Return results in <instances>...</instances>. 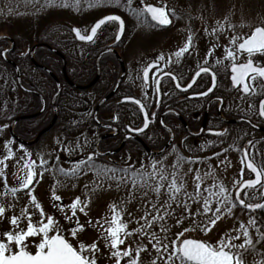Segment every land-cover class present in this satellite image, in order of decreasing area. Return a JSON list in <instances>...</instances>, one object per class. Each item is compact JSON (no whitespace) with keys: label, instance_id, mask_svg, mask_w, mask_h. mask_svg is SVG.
<instances>
[{"label":"flooded vegetation","instance_id":"af4514ba","mask_svg":"<svg viewBox=\"0 0 264 264\" xmlns=\"http://www.w3.org/2000/svg\"><path fill=\"white\" fill-rule=\"evenodd\" d=\"M159 1L157 3L155 0H149L144 7H165L171 23L168 26L156 24L150 15L144 12L143 21L148 29V42L171 32L179 23L176 15L170 12V5ZM100 13L96 20L80 16L79 21L75 23L68 24L65 21L62 30H58L56 25L47 27L51 28L60 49L55 51L65 57L69 80L72 82L70 76L73 74L87 78L93 76L89 84L97 79L95 85L88 90L78 91L79 97L72 96L68 90L65 91L55 74L61 71L64 81L69 85L64 74L65 63L49 51L62 61L61 70L54 57L46 58L48 68L42 66L51 73L46 72L56 85L47 84L30 89L25 87L28 91L19 86L17 91L15 88H8L9 91H16L13 97L19 100L0 101V161H3L0 163V172L4 174L0 176V207L5 209L0 216V240H3V234L10 230L26 229L28 216L23 214L21 207L23 204L28 205V198L31 200V196L36 198L39 170L48 171L54 168L64 171L65 166L90 168L94 164L96 168H111V171L125 173L140 160L148 166L150 157L159 158L174 150L177 156L184 159L183 162L187 161L190 166L205 168L217 162L212 166L214 171H227L224 183L228 185L227 196L230 203L225 210L226 214L232 216H225L224 230L227 234L224 238L238 236L239 239L233 240L232 243L239 245L245 241L244 232L247 231V238L252 240V245H246L245 249L231 250L242 254L244 264H264V208L252 209L245 206L264 203V179L254 187H244L242 183L255 179V173L247 167L249 162L258 170L264 168V116L259 115L261 103L264 102V78L257 77L253 81L249 77L248 83L255 85V90L245 93L242 85L235 84L231 79L233 60L227 57L226 49H214V39L205 34L195 37L190 32L185 44L191 37V46L179 58L175 54H127L133 48V42L127 41L130 30L127 16L115 7L104 8ZM108 15H116L123 20L124 33L119 40L117 37L120 25L113 21L102 26L92 41H78L74 29H79L81 35H89L94 24ZM45 30L44 28L41 32ZM176 31L179 33L178 29ZM252 33L253 30L249 36ZM197 41L200 54H194ZM231 50L235 53L234 62L237 65L247 63L249 56L246 51L238 50V45L236 49ZM106 51L108 53L103 54ZM37 52L38 50L35 54ZM160 56L164 59L159 60ZM251 59L254 65L264 66V54L256 53ZM154 64L158 67H151ZM35 67L38 68L36 65ZM202 67L210 69V73L201 72L197 77L195 74ZM146 70L147 80L144 77ZM211 73L215 74L214 81ZM193 80L195 83L188 87ZM57 81L60 86L59 95ZM177 83L180 87L176 86ZM97 85L99 89L94 90ZM104 90L108 91L100 97ZM114 91V95L100 105ZM204 92L207 94L200 95ZM25 94L30 96L31 100L23 103L20 99ZM126 97L139 100L145 106L149 125L141 134L133 133L135 129L143 127L141 110L138 105L126 102L129 100L125 99ZM29 117L32 118L18 121L20 118ZM27 122L30 124H25ZM52 123L54 126L51 130L36 141L39 134ZM71 130L75 132L72 137L69 136ZM30 136V140L26 139ZM70 138H94V144L89 152L70 159ZM103 138L104 140L98 142ZM123 143V148L114 153ZM150 151L163 153L155 155ZM9 152L12 153L10 157ZM29 166L35 173L33 183L28 188H21L20 181L27 175ZM17 197L23 199H18L19 205ZM241 199L245 204L240 203ZM228 208L231 209L230 212ZM239 213L247 216H234ZM12 216L21 218L18 227L10 223ZM42 217L31 215V222L37 225L40 221L46 222V218L51 216ZM252 220L255 224L250 223ZM79 224L84 225L85 232L95 226L92 218L88 219L87 223ZM236 230L239 232H235ZM59 231L67 239L63 229ZM55 234V231L49 233ZM85 238H79L81 243L86 244ZM39 240L40 236L29 238L26 241V250L35 254ZM11 247L13 251L17 250L14 244ZM73 247L79 250L74 244ZM97 248L99 251L94 254L96 264H115V258L107 256L110 250H105L102 245ZM85 255L92 254L86 252ZM122 263L120 261V264Z\"/></svg>","mask_w":264,"mask_h":264},{"label":"rangeland","instance_id":"374dc122","mask_svg":"<svg viewBox=\"0 0 264 264\" xmlns=\"http://www.w3.org/2000/svg\"><path fill=\"white\" fill-rule=\"evenodd\" d=\"M148 1L132 0L128 6V0H79L78 4L77 0H0V36L11 39L19 37L23 41L32 37L36 41L38 33L44 28L56 25L58 30H62L65 21L68 24L75 23L80 16L96 20L100 17L101 10L110 7L121 10L130 21L127 41L133 42V48L127 54H175L185 46L190 32L195 37L198 34L211 36L214 39V49H236L252 30L264 27V0H161L170 5L168 8L176 15L181 27L176 24L177 28L171 32L148 42V29L144 26L142 11ZM234 37L239 38L236 44L230 43ZM198 41L194 54H200ZM7 44V49L13 46L11 41H7ZM30 49L28 43L24 45L23 54ZM23 65L25 72L29 73V67L25 63ZM5 84H10L8 88H15L13 77L0 65L1 90L6 88ZM68 144L69 157L75 159L92 149L94 138H70ZM153 161L159 163L153 167ZM183 161L172 150L159 158L150 157L148 166L140 160L125 173L113 172L111 168H96L94 164L90 168L65 166L64 171L54 168L39 170L36 201L43 209L44 216H51L59 230L63 229L67 239L77 247L81 244L79 238L86 237V245L93 242L97 246L102 245L105 250H110L107 256L112 258L114 249L111 248L106 229L123 225L120 237L124 243L119 247L122 250L131 248L133 255L121 259L122 264L130 259H136L137 264H170L169 254L185 238H196L213 245L223 239L227 234L224 230L225 216H232L226 214L225 207L218 204L221 197L211 195L219 193L221 186L228 189V185L224 183L227 171H214L212 166L217 162L199 168ZM74 169L75 173L72 171ZM136 173L141 176H135ZM197 174L200 176L199 181L196 180ZM161 175L163 180L160 179ZM173 181L179 191H174L171 187ZM197 184L200 185L199 189ZM56 196L60 199L56 200ZM77 198L83 202L82 206H86L84 212H80L78 207L73 215L69 205ZM206 199L212 211L205 210ZM19 200L23 201L22 197ZM59 201H63V205L59 206ZM217 207H221L220 218L210 231H203L202 227L209 224V218L216 216ZM21 211L27 216L30 214L43 218L40 209L32 205L29 198L28 205L23 204ZM116 213L119 216L113 224ZM161 216L164 217L162 220L159 219ZM234 216L244 218L247 215L239 213ZM90 218L95 226L87 232L78 231L75 237L71 235L74 228L69 225L76 226L77 221L87 223ZM177 220L181 223H177ZM162 228L165 230L162 231ZM185 228L189 231L182 237L178 236ZM54 231L55 229L50 233ZM157 241L160 242L159 252ZM175 262L181 261L173 257L171 264Z\"/></svg>","mask_w":264,"mask_h":264},{"label":"snow or ice","instance_id":"6c2138e0","mask_svg":"<svg viewBox=\"0 0 264 264\" xmlns=\"http://www.w3.org/2000/svg\"><path fill=\"white\" fill-rule=\"evenodd\" d=\"M132 0H128V6L131 5ZM79 0H77V4ZM143 12L150 14L151 19L156 21L160 25H168L171 23L169 18V14L166 11L165 7H156L152 5H146L143 9ZM174 14V13H173ZM107 21H118L121 26V34L123 31V20L119 16H107L100 19L95 25L91 28V33L89 35H81L79 29H74L76 35L81 40L92 41L96 36L97 30L101 27V25L105 24ZM238 37L232 38L230 43L236 44ZM192 40L189 37L188 42L184 47H181L176 53V57L183 56L191 46ZM238 50L246 51L248 53L249 59L246 64L237 65L235 61V53L231 49H226V54L228 58L233 60V64L231 67V71L233 73L231 79L237 85H242L243 91L248 93L250 91L255 90V85H250L248 83V78L255 81L257 77L264 78V66L254 65L251 57L256 53L264 54V27H257L253 34L248 38L244 39L242 43L238 44ZM159 60H163L164 57L160 56ZM151 67H158V65H152ZM201 72L210 73V69L208 68H200V70L195 74L197 77L200 76ZM171 75V74H169ZM213 81L215 80V74L211 73ZM145 80L148 78V71L144 72ZM195 83L193 80L188 87H191V84ZM177 87H180V84L177 83ZM211 90V89H209ZM157 91H159V81L157 80ZM207 93H200V95H206ZM125 99H132L126 97ZM135 103L139 104L141 110L144 109V105L141 104L139 100H135ZM259 115L264 116V102L261 103ZM115 118V117H114ZM148 116L145 113V122L144 128L148 127ZM136 131H143V128L135 129ZM222 134V133H216ZM12 155L9 152V157ZM218 155V154H217ZM245 159L247 160V153H245ZM3 163V161H0ZM34 163V162H33ZM44 161H41L43 164ZM159 163L157 161H153V167ZM247 167L251 172L255 173V179H248L243 181L244 187H254L259 184L262 179H264V168L257 169V167L249 162ZM63 171V170H62ZM75 173V169L72 170ZM114 171V170H113ZM3 172H0V176H3ZM135 176H141L140 173H136ZM35 177V173L31 170V166H29V171L27 175L20 181L21 188H28L29 185L33 183V179ZM6 179V178H5ZM160 179L163 180V175L160 176ZM196 180H200L199 174L196 176ZM135 183V181H134ZM171 187L174 191H179V188L176 187L175 181H173ZM197 189H199L200 185H196ZM16 191V189H13ZM226 189L221 186L219 193H212L213 196H219L221 199L218 200V204L227 208V204L230 203L229 197L225 194ZM56 200H59L60 197L56 196ZM31 200L36 208L40 209L41 216H44L43 209L36 202L35 196H31ZM240 203L243 205L245 202L241 199ZM83 202L77 198L71 205H69L72 210L73 215H75L77 208L79 207L80 212H84L85 206H82ZM246 207L256 209V208H264V203H256V204H247ZM204 208L206 211H212L209 201L206 199L204 201ZM229 212L230 208L227 209ZM5 209L0 207V216L3 215ZM216 216L209 218V224L204 225L202 230L207 232L211 230V227H214L217 220L220 218L221 207H217L215 209ZM119 216V213L113 217V224H115L116 217ZM161 216L159 219H163ZM20 217L12 216L10 219V223L15 226H19ZM28 224L26 229H20L19 231L10 230L4 233V239L0 240V264H96L95 253L99 251L95 242L86 245L81 243L79 246V250L73 247L72 243H69L67 239L60 233L59 226L56 221L52 217H47L46 222L40 221L37 225H34L31 222V216L28 215ZM177 223H181L180 220H177ZM250 223L255 224V221L252 220ZM123 225H117L114 227H109L106 229L109 234V240L111 244V248L114 249L111 255L115 258V264H120L121 259L125 257H130L133 255V250L131 248L120 249L119 245L124 243V240L120 237L121 228ZM55 229V235H49L51 231ZM84 225L79 224L77 221V228H74L71 232L72 236H77L78 231H83ZM165 230L162 228V231ZM189 231V229L185 228L184 232H180L178 236H184V233ZM125 235H130V233H125ZM246 237L244 243L236 245L233 244L232 241L239 239L238 236H227L219 240L215 245L210 244L208 242L196 240V239H188L185 238L179 242L178 246L174 248V251L169 254L168 261L173 262V257H176L181 261V264H244L243 256L239 252H233L231 249H245L246 245L251 246L252 240L248 237L247 231L244 232ZM35 236H40L39 242L36 244L37 251L35 254L30 253L26 250L27 244L26 241ZM264 236V234H262ZM155 239V237H153ZM15 245L17 250L13 251L11 245ZM160 242L157 241V251H160ZM139 251V250H137ZM90 253L92 255H85V253ZM128 264H137L136 259L128 260Z\"/></svg>","mask_w":264,"mask_h":264},{"label":"trees","instance_id":"16d2710c","mask_svg":"<svg viewBox=\"0 0 264 264\" xmlns=\"http://www.w3.org/2000/svg\"><path fill=\"white\" fill-rule=\"evenodd\" d=\"M46 30L44 32H39L38 33V40L33 41L32 37H30L28 40H24L22 38L19 37H14L13 40L15 42V49L9 53L7 55V58L9 61L15 63L20 72H21V76H22V83L24 85V87L26 88H34L35 86H44L47 84H51V85H56V83L52 80V78L44 71L38 69L35 67L34 63L31 60V50L32 48H34L35 46L39 45V44H47L49 46H51L53 49H59L54 36L51 33V28H45ZM28 41V42H27ZM27 43L30 45V51L27 52V54H21L23 53V49H24V45H27ZM6 46H8V44L6 42H0V65H2V67L8 72L10 73V75L13 77L14 80V87L17 91L18 89V85H17V75H16V71L15 69L8 64L7 62L2 60V52L7 49ZM60 50V49H59ZM48 57H54L57 62L58 68L59 70H61L62 68V61L57 57L53 56V54H50V52L48 50L45 49H39L37 54H35V59L36 62L40 65V66H44L46 68H48L47 66V62H46V58ZM23 63H25L26 67H29V73L25 72V67L23 65ZM31 70V71H30ZM54 70V69H53ZM55 72V71H54ZM56 76L58 77L60 83L64 86L65 91H69L70 94L72 96L75 97H79V93H77L78 91H85V90H78L74 87H72L71 85H68L65 81H64V76L61 73H57L55 72ZM73 84L77 85V86H85L87 84H89L93 78V76L91 77H80L77 76L75 74H73V76H70ZM3 79V78H2ZM10 84H5L6 88H3V90L0 89V101L1 100H5V101H14L19 100V98H14V94H16L15 90L9 91L10 89H8ZM99 89V85H97L96 88H94V90ZM15 91V92H14ZM105 92H102L100 94V97H102L104 94L107 93L108 90H104ZM31 98L30 96H27L26 94L23 96V98L20 99V101H22L23 103H26L27 101H30ZM27 125L30 124V122L25 123ZM75 133L73 130L70 131L69 136L72 137ZM26 139H31L30 137H26ZM157 149V148H154Z\"/></svg>","mask_w":264,"mask_h":264},{"label":"water","instance_id":"95a60500","mask_svg":"<svg viewBox=\"0 0 264 264\" xmlns=\"http://www.w3.org/2000/svg\"><path fill=\"white\" fill-rule=\"evenodd\" d=\"M152 6H153V5H152ZM149 15H150V14H149ZM108 16H112V15H108ZM115 16H116V15H115ZM105 17H107V16H105ZM150 17H151V16H150ZM103 18H104V17H103ZM98 21H99V20H98ZM98 21H97V22H98ZM152 21H153V20H152ZM110 22H113V21H107L105 24L110 23ZM115 22H118V21H115ZM153 22H155L156 24H158L156 21H153ZM118 23H119V22H118ZM105 24L101 25V27L104 26ZM94 25H95V24H94ZM119 25H120V23H119ZM159 25H160V24H159ZM168 25H170V24H168ZM168 25H164V26H168ZM101 27L97 30V33H98V31L101 29ZM73 32H74L76 38L78 39V41H81V42H89V41H86V40H81V39H79V38L77 37V35H76V32H75V31H73ZM90 33H91V32H90ZM97 33H96V35H97ZM123 33H124V23H123V31H122V34H121V26H120V30H119V33H118L117 40H119V39L122 37ZM94 38H95V37H94ZM94 38H93V39H94ZM3 40H10V41L13 42V40H11V39L8 38V37H0V42L3 41ZM13 44H14V42H13ZM40 48H44V49H47V50L53 52L55 55H57L58 57H60V58L63 60L64 63L66 62V61H65V57H64L61 53H59V52L53 50L50 46H48V45H39V46L34 47L33 50H32V53H31V59H32V61L34 62V64H35L39 69H41V70H43V71H45V72L50 73L46 68L37 65V63L35 62V60H34V58H33V54H34V52H35L37 49H40ZM10 51H11V50H8V51H6V52L3 53L2 58H3L4 60H6V55H7ZM107 52H108V51L104 52L103 54H105V53H107ZM8 63H9V64H10V65L16 70V72H17V82H18L19 87L22 88L23 90H25L24 87H23V84H22L21 73H20L18 67H17L14 63H12V62H10V61H8ZM50 74H51V73H50ZM64 74H65V76H66V80H67V82H68L70 85H72L73 87L77 88V89H88V88L92 87V86L96 83V81H97V79H96L92 84H90L89 86H85V87H80V86L73 85V84L70 82V80H69V78L67 77V74H66V63H65V67H64ZM52 76H53V75H52ZM55 79H56V78H55ZM56 80H57V79H56ZM58 86H59V85H58ZM59 93H60V86H59V90H58V92H57V95H59ZM114 93H115V91H114V92H113V93H112L107 99H105L100 105H102V104L105 103L107 100H109V99L114 95ZM126 102H130V103H134V104L138 105L139 108H140V110H141L140 105L137 104V103H135V99H129V100H126ZM99 107H100V106H99ZM98 109H99V108H98ZM145 113H146V111H145L144 109L141 110V114H142V117H143V121H144V122H145ZM32 117H33V116H32ZM32 117H29V118H20L18 121L25 120V119H31ZM148 125H149V123H148ZM53 126H54V123H52V124L46 129V130H44L41 134H39V136H38V138H37L36 141H38V140L41 138V136H42L43 134L47 133V132H48ZM142 128H143V131H134L133 133H134V134H141V133H143L144 131H146V129H147V128H144V124H143V127H142ZM102 140H104V138H103V139H100L99 142L102 141ZM123 146H124V143H123V145H122V146H121L116 152H114V153L119 152V151L123 148ZM145 148H146L147 150H149L146 146H145ZM150 152L153 153V154H155V155H160L161 153H163V151L160 152V153L152 152V151H150ZM114 153H112V154H114ZM110 155H111V154H110ZM60 204H62V202H60Z\"/></svg>","mask_w":264,"mask_h":264}]
</instances>
